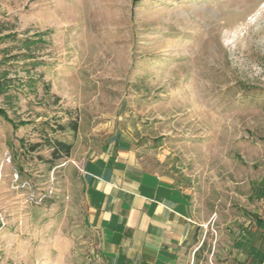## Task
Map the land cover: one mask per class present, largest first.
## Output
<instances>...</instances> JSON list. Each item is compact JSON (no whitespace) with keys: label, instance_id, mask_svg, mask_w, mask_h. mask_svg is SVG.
Wrapping results in <instances>:
<instances>
[{"label":"rangeland","instance_id":"obj_1","mask_svg":"<svg viewBox=\"0 0 264 264\" xmlns=\"http://www.w3.org/2000/svg\"><path fill=\"white\" fill-rule=\"evenodd\" d=\"M0 28L47 32L35 92L6 107L32 123L0 117V264H100L79 174L117 128L145 168L189 181L200 216L264 219V0H0ZM18 47L1 42L0 60ZM41 126L73 145L52 167Z\"/></svg>","mask_w":264,"mask_h":264},{"label":"crops","instance_id":"obj_2","mask_svg":"<svg viewBox=\"0 0 264 264\" xmlns=\"http://www.w3.org/2000/svg\"><path fill=\"white\" fill-rule=\"evenodd\" d=\"M139 149L117 128L85 154L84 224L98 263L264 264V219L251 211L244 222L214 224L208 208L200 216L189 181L148 170Z\"/></svg>","mask_w":264,"mask_h":264},{"label":"trees","instance_id":"obj_3","mask_svg":"<svg viewBox=\"0 0 264 264\" xmlns=\"http://www.w3.org/2000/svg\"><path fill=\"white\" fill-rule=\"evenodd\" d=\"M3 31L4 29L0 28V43L5 41L16 42L19 44V51H22V49L24 50L23 52H18L17 54H5V56L0 60V96L3 99L4 105L0 106V117L11 123L13 127L17 128L19 126H27L32 122L25 120H18L17 122H14L8 117L7 108L15 111L18 103L17 91H22V89L25 88L31 93H34L36 89V83L41 81L40 75L34 77L32 74V70L39 64L38 60H36V56H34V49H36L37 46L43 44V38L47 32L38 33L35 38L19 39L16 34L11 32L3 34ZM19 58L23 60L20 68H22L25 72V78H18L17 76L11 78L10 73L12 71L14 72V70L11 69L13 66V64H11V60H18ZM15 79H17V82ZM56 99L57 98H54V101H56ZM67 125L73 132L77 131L76 122L72 121ZM57 127L58 130L65 129V126L63 125ZM40 130L43 132L42 137L44 138V142L47 143V146L50 150L49 158L45 159V161L49 163V166L52 167L61 158H68L70 156L73 147L72 143L60 140L52 135L58 130L50 128V132L52 133L51 135H49L45 126H41ZM38 146V143H33L29 146H26L25 149L29 153H33L38 149ZM254 217L260 221L256 215Z\"/></svg>","mask_w":264,"mask_h":264}]
</instances>
